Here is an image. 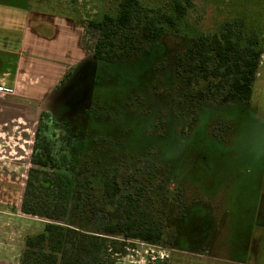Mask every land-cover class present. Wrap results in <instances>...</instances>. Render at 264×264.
Returning a JSON list of instances; mask_svg holds the SVG:
<instances>
[{
  "label": "rangeland",
  "instance_id": "obj_1",
  "mask_svg": "<svg viewBox=\"0 0 264 264\" xmlns=\"http://www.w3.org/2000/svg\"><path fill=\"white\" fill-rule=\"evenodd\" d=\"M120 1L29 2L32 10L77 20L90 57L52 88L56 118L37 100L0 123V264H21L27 236L48 222L22 210L41 122L71 182L62 224L106 238L99 264H264V0H190L176 29L158 39L138 32L136 56L95 59L98 33L88 22L115 13ZM140 1L174 12V0ZM227 22L262 50L253 92L247 103L201 102L193 92L205 82L188 88L176 57ZM106 170L123 192L139 195L150 220L163 222L159 242L106 230L110 218L117 222L136 205L105 203Z\"/></svg>",
  "mask_w": 264,
  "mask_h": 264
},
{
  "label": "trees",
  "instance_id": "obj_2",
  "mask_svg": "<svg viewBox=\"0 0 264 264\" xmlns=\"http://www.w3.org/2000/svg\"><path fill=\"white\" fill-rule=\"evenodd\" d=\"M190 3V0H174V12L170 13L161 8L154 10L140 0H121L115 13L89 20V29L98 33L92 57L112 62L136 56L143 48L139 31H146L153 39L162 37L171 28L176 29ZM255 44L252 38L244 41L235 30V23L227 22L218 32L200 34L176 57L178 73L186 72L184 80L188 88L205 82L193 92L194 98L201 102L216 99L221 104L247 103L263 54ZM49 130L47 122L37 127L31 159L36 167L29 172L22 202L23 212L44 217L48 222L42 231L27 236L21 264H99L106 238L62 224L68 215L71 182L60 172L57 147ZM102 187L107 197L105 203L115 205L116 210H121L124 203L136 204L133 208L126 207L127 216L117 222L110 218L107 231L126 230L125 236L150 242L162 239L163 222L149 219L153 215L142 209L139 195L122 191L115 172L106 170ZM135 208L139 214H134Z\"/></svg>",
  "mask_w": 264,
  "mask_h": 264
},
{
  "label": "crops",
  "instance_id": "obj_3",
  "mask_svg": "<svg viewBox=\"0 0 264 264\" xmlns=\"http://www.w3.org/2000/svg\"><path fill=\"white\" fill-rule=\"evenodd\" d=\"M42 1V0H41ZM30 0H0V123L16 107L45 103L52 88L90 57L74 18L31 9Z\"/></svg>",
  "mask_w": 264,
  "mask_h": 264
},
{
  "label": "flooded vegetation",
  "instance_id": "obj_4",
  "mask_svg": "<svg viewBox=\"0 0 264 264\" xmlns=\"http://www.w3.org/2000/svg\"><path fill=\"white\" fill-rule=\"evenodd\" d=\"M92 56V55H91ZM67 83V81L66 82H64V84H63V86L62 87H64L65 86V84ZM54 95H52V97H50L45 103V105H47V107L48 108H46V111L48 112V113H50L52 116H54L55 118L57 117L56 115H58V113H55V111H56V106L53 104V97ZM51 101H52V103H51Z\"/></svg>",
  "mask_w": 264,
  "mask_h": 264
},
{
  "label": "built area",
  "instance_id": "obj_5",
  "mask_svg": "<svg viewBox=\"0 0 264 264\" xmlns=\"http://www.w3.org/2000/svg\"><path fill=\"white\" fill-rule=\"evenodd\" d=\"M6 92H7V88L5 87L4 83H0V93L5 94Z\"/></svg>",
  "mask_w": 264,
  "mask_h": 264
}]
</instances>
